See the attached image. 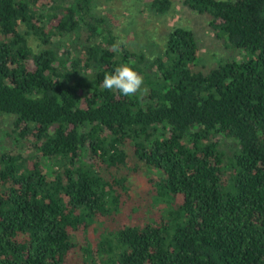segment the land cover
<instances>
[{"label":"trees","instance_id":"1","mask_svg":"<svg viewBox=\"0 0 264 264\" xmlns=\"http://www.w3.org/2000/svg\"><path fill=\"white\" fill-rule=\"evenodd\" d=\"M179 2L252 56L203 69L191 28L145 54L94 0H0V264H264V0ZM124 64L133 96L102 87Z\"/></svg>","mask_w":264,"mask_h":264},{"label":"rangeland","instance_id":"2","mask_svg":"<svg viewBox=\"0 0 264 264\" xmlns=\"http://www.w3.org/2000/svg\"><path fill=\"white\" fill-rule=\"evenodd\" d=\"M92 12L105 18L118 42L137 51L141 49L145 54L160 51L164 33L173 25L192 29L199 45L197 64L203 69L214 66L224 59H245L253 54L250 50L234 47L222 39L215 38L207 25V14L183 6L179 0H172L169 9L161 14L152 12L148 0H94ZM77 34V37L65 34L64 44L60 45L59 51L69 52L77 49V40L83 39L79 31ZM10 117V115L0 117V139ZM223 139L229 152L231 141ZM133 180L139 190L137 193L140 194V190L147 187L145 176L139 173ZM73 255L74 253L71 257Z\"/></svg>","mask_w":264,"mask_h":264},{"label":"clouds","instance_id":"3","mask_svg":"<svg viewBox=\"0 0 264 264\" xmlns=\"http://www.w3.org/2000/svg\"><path fill=\"white\" fill-rule=\"evenodd\" d=\"M142 85V75L128 64L116 67L112 73L106 74L102 81L105 90H118L124 96L137 94L142 90Z\"/></svg>","mask_w":264,"mask_h":264}]
</instances>
